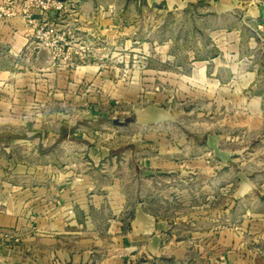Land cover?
Instances as JSON below:
<instances>
[{
	"label": "rangeland",
	"instance_id": "rangeland-1",
	"mask_svg": "<svg viewBox=\"0 0 264 264\" xmlns=\"http://www.w3.org/2000/svg\"><path fill=\"white\" fill-rule=\"evenodd\" d=\"M54 1L61 7H32L33 23L23 18L21 4L15 14L0 18V22L19 18L27 30L24 47L14 55L0 40V141L8 133L22 136L35 130L48 146L42 132L55 128L49 114L64 109L48 105L49 91L67 79L73 82L70 115L79 116L89 108L77 105L78 98L95 94L106 99V105L93 107L108 121L97 129L99 139L123 152L122 162L140 166L149 158L152 163L195 161L217 168L215 187L199 192L216 196L211 205L215 219H202L201 224L203 230L215 227L213 240L224 238L220 231L225 229L255 230V219H240L243 204L233 214H226L225 208L241 180L254 195L264 196V8L259 13L248 10L264 5V0H235L229 11L215 10V4H225L224 0H196L184 9L148 7L140 0ZM109 4L119 8L115 18L122 25L116 31L97 27L99 20L109 18L105 15ZM53 39L57 42L51 45ZM210 59L215 76L206 77L222 84L208 87L198 63ZM94 71L105 72L99 78L109 81L106 90L90 87V79L97 77ZM147 108L152 111L141 117ZM206 133L221 137L218 150L223 155L209 152ZM122 175L130 199L134 184L141 194L147 190L156 197L151 210L161 209V195L175 193V186H169L176 174L154 175L149 187L145 177H134L131 171ZM208 177L205 172L200 176L202 181ZM127 205L125 219L132 201ZM245 239L256 247L255 234Z\"/></svg>",
	"mask_w": 264,
	"mask_h": 264
},
{
	"label": "crops",
	"instance_id": "crops-1",
	"mask_svg": "<svg viewBox=\"0 0 264 264\" xmlns=\"http://www.w3.org/2000/svg\"><path fill=\"white\" fill-rule=\"evenodd\" d=\"M140 1L148 7L184 9L196 0ZM224 1L215 4L216 11L234 8L235 0ZM107 6L105 15L109 18L99 20L97 27L116 31L122 25L115 18L119 8ZM262 8L264 5L249 6L248 10L259 13ZM26 31L19 18L0 22V40L8 43L10 54L24 47ZM213 61L198 63L200 76H215L208 66ZM103 74L94 71L97 77L90 79V87L100 85L99 90H106L109 81L99 78ZM220 81L207 78L204 82L210 87L222 84ZM72 87L73 82L65 79L50 88L48 105L64 109L49 114L55 128L42 132L48 146L38 140L41 134L35 130L22 136L8 133L5 141H0V264H264V196L254 195L241 180L230 195L225 213L233 214L243 204L240 219H255V230L247 226L240 231L225 229L220 231L224 238L213 240L215 227L208 225L203 230L201 224L202 219H215L211 205L216 196H201L199 192L215 187L217 168L195 161L192 165L152 163L149 158L140 166L122 162L124 153L99 139L97 129L108 121L93 107L106 105V99L95 94L78 98L77 105L89 108L72 116L68 111L74 99ZM149 108L141 117L146 118V112L152 111ZM203 138L209 152L223 155L218 150L221 137L206 133ZM124 171L145 177L147 187L154 182V175L176 174L169 186H175V193L161 195V209L151 210L156 197L147 190L141 194L134 184L130 199L124 190ZM202 172L208 173L207 180H201ZM185 174L189 175L187 180ZM161 182L168 184L169 180ZM129 200L133 205L125 219ZM252 234L256 235L255 248L245 239Z\"/></svg>",
	"mask_w": 264,
	"mask_h": 264
},
{
	"label": "built area",
	"instance_id": "built-area-1",
	"mask_svg": "<svg viewBox=\"0 0 264 264\" xmlns=\"http://www.w3.org/2000/svg\"><path fill=\"white\" fill-rule=\"evenodd\" d=\"M21 4L22 5V15L26 19L27 23H33L31 18V9L32 7H37L41 9H48L50 7L60 8L61 5L56 3L54 0H0V18L5 16H10L15 14V7ZM56 40L53 39L50 42L51 45L56 44Z\"/></svg>",
	"mask_w": 264,
	"mask_h": 264
}]
</instances>
